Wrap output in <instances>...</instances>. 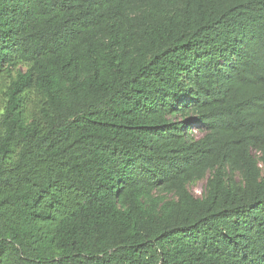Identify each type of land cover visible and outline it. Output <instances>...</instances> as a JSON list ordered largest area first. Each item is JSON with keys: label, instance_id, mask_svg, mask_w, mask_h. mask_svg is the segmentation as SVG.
<instances>
[{"label": "trees", "instance_id": "trees-1", "mask_svg": "<svg viewBox=\"0 0 264 264\" xmlns=\"http://www.w3.org/2000/svg\"><path fill=\"white\" fill-rule=\"evenodd\" d=\"M0 264H264V0H0Z\"/></svg>", "mask_w": 264, "mask_h": 264}, {"label": "rangeland", "instance_id": "rangeland-1", "mask_svg": "<svg viewBox=\"0 0 264 264\" xmlns=\"http://www.w3.org/2000/svg\"><path fill=\"white\" fill-rule=\"evenodd\" d=\"M193 133L195 136H198L199 133L196 130V126H193ZM204 190V181H199L191 186H189V191L194 195V196H200Z\"/></svg>", "mask_w": 264, "mask_h": 264}]
</instances>
